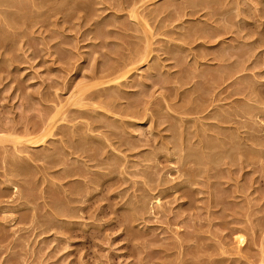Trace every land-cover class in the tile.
<instances>
[{
	"label": "rangeland",
	"instance_id": "374dc122",
	"mask_svg": "<svg viewBox=\"0 0 264 264\" xmlns=\"http://www.w3.org/2000/svg\"><path fill=\"white\" fill-rule=\"evenodd\" d=\"M12 1L0 264H264V0Z\"/></svg>",
	"mask_w": 264,
	"mask_h": 264
},
{
	"label": "bare ground",
	"instance_id": "6f19581e",
	"mask_svg": "<svg viewBox=\"0 0 264 264\" xmlns=\"http://www.w3.org/2000/svg\"><path fill=\"white\" fill-rule=\"evenodd\" d=\"M6 2H7V1H6ZM8 2H9V1H8ZM11 2H14V1L11 0ZM1 4H2V3H1ZM151 4H152V3H151ZM151 4H150V5H151ZM137 5H138V4H137ZM132 10H133V9H132ZM132 10H131V11H132ZM129 16H130V15H129ZM139 16H140V15H139ZM142 18H143V17H142ZM134 19H135V18H134ZM152 35H153V34H152ZM143 37H144V36H143ZM145 43H146V42H145ZM152 45H153V44H152ZM134 46H135V45H134ZM143 46H145V45H143ZM145 48H147V47H145ZM141 49H144V48H141ZM132 51H133V50H132ZM138 51H139V50H138ZM143 51H144V50H143ZM133 52H134V51H133ZM146 52H147V53H146ZM146 52H144V53H145V54H148V50H146ZM137 53H138L137 55L139 56V52H137ZM144 53L142 52V54H144ZM135 54H136V53H135ZM137 55H135V56H137ZM133 56H134V54H133ZM133 56H132V57H133ZM147 57H148V56H147ZM136 58H137V57H135V59H136ZM142 58H143V57H142ZM133 59H134V58H133ZM136 60H138V59H136ZM139 60H141V57L139 58ZM130 61H131V60H130ZM130 61H129V62H130ZM132 61H133V60H132ZM141 61H142V60H141ZM141 61H140V62H141ZM129 62H128V63H129ZM136 62H138V61H136ZM132 63H133V62H132ZM138 63H139V62H138ZM136 64H137V63H136ZM126 67H128V66H126ZM117 71H118V70H117ZM127 71L129 72V70H127ZM136 71H137V70H136ZM119 74H121V73H119ZM119 74H118V75H119ZM124 76H125V78H126L125 72H124ZM124 76H122V75L117 76L116 79H117L118 83H121L122 81L124 82V79H125V78H123ZM115 82H116V81H115ZM115 82H112V83H115ZM118 83H117V84H118ZM117 84H116V85H117ZM121 84H122V83H121ZM112 85H113V84H112ZM99 86H100V85H99ZM104 86H105V85H104ZM118 86H119V85H118ZM120 86H121V85H120ZM112 90H113V89H112ZM110 91H111V89H110ZM110 91H109V92H110ZM107 92H108V88H107ZM111 92H112V91H111ZM117 93H118V92H117ZM101 95H102V94H101ZM105 95H106V94H105ZM116 95H117V94H116ZM108 96H109V93H108ZM112 97H113V96H112ZM72 98H73V97H72ZM72 98H71V99H72ZM105 98H108V97H105ZM110 98H111V96H110ZM98 99H99V98H98ZM82 101H83V100H82ZM105 101H106V100H105ZM80 104H81V103H80ZM58 106H59V105H58ZM130 106H131V105H130ZM61 107H62V106H61ZM62 109H63V108H62ZM58 110H59V109H58ZM62 113H63V112H62ZM53 114H54V113H53ZM55 114H56V113H55ZM57 114H58V113H57ZM58 115H60V113H59ZM50 116H51V115H50ZM56 117H57V119H58V116H55V119H54V118L52 119V117H50V118H51L52 121L54 122V120L57 121ZM51 119H50V120L48 119L49 122L51 121ZM222 120H223V119H222ZM52 121L50 122V123H51V126H53V122H52ZM56 121H55V122H56ZM44 124H45V123H44ZM47 124H48V123H47ZM47 124H46V126H47ZM48 126H50V125H48ZM51 126H50V128H51ZM63 127H64V126H63ZM90 127H91V126H90ZM47 128H49V127H47ZM59 128H60V127H59ZM61 128H62V127H61ZM94 128H95V127H94ZM92 129H93V128H92ZM44 130H45V128L43 129V131H44ZM46 130H47V132H48V129H46ZM46 130H45V131H46ZM49 130H50V129H49ZM51 131H53V130L51 129ZM47 132H46V133H47ZM49 133H50V132H49ZM51 133H52V132H51ZM51 133H50V134H51ZM61 133H62V132H61ZM74 133H75V132H74ZM44 134H45V133H44ZM1 135H2V134H1ZM27 135H28V134H27ZM59 135H60V134H59ZM65 135H66V134H65ZM4 136H6V135H4ZM43 136H45V137H42V138H44V139L46 138V139H47L46 136H49V135H43ZM60 136H61V135H60ZM2 138H3V137H2ZM4 138H5V137H4ZM17 138H18V137H17ZM19 138H20V137H19ZM39 138H40V137H39ZM64 138H65V137H64ZM70 138H71V137H70ZM72 138H73V137H72ZM0 139H1V138H0ZM6 139H7V138H6ZM25 139H26V138H25ZM44 139H43V140H44ZM66 139H67V138H66ZM16 140H17V139H16ZM16 140H15V141H16ZM19 140H20V139H19ZM0 141L2 142V143L0 142V144L6 143V142L8 143V142H9V138L7 139V141H5V139H4L5 142H3L2 139H1ZM10 141H11V139H10ZM12 141H13V140H12ZM25 141H26V140H25ZM25 141H24V144L27 143V141H26V142H25ZM31 141H32V139L29 141L30 144H29V143H27V144H28V145H31V143H33L34 140H33V142H31ZM35 141H36V140H35ZM16 142H17V141H16ZM16 142H13V145H14ZM40 142H41V141H40ZM65 142H66V141H65ZM9 143H10V142H9ZM11 143H12V142H11ZM19 143H20V142H19ZM37 143H38V142H37ZM37 143H35V144H37ZM66 143H67V142H66ZM120 143H121V142H120ZM20 144H21V143H20ZM22 144H23V143H22ZM123 144H125V143H123ZM126 144H127V143H126ZM32 145H33V144H32ZM0 146H1V145H0ZM14 147H15V145H14ZM73 147H74V146H73ZM71 148H72V147H71ZM71 148H69V149H71ZM72 149H73V148H72ZM72 149H71V150H72ZM75 149H76V148H75ZM75 149H74V150H75ZM78 149H79V147H78ZM69 151H70V150H69ZM72 151H73V150H72ZM76 151H77V150H76ZM79 151H80V150H79ZM74 153H75V152H74ZM74 153H73V154H74ZM190 153H191V152H190ZM190 155H191V154H190ZM190 155H188V156H190ZM194 155H195V154H193V156H194ZM197 158H198V157H197ZM185 162H186V161H185ZM184 164H185V163H184ZM14 166H15V165H14ZM15 169H16V168H15ZM188 172H189V171H188ZM184 173H185V172H184ZM188 174H189V173H188ZM192 174H193V173H192ZM202 174H203V173H202ZM67 175H68V174H67ZM194 176H195V175H194ZM200 176H201V175H200ZM98 179H99V178H98ZM83 180H84V179H83ZM187 180H188V179H187ZM188 181H189V180H188ZM191 181H192V179H191ZM189 182H190V181H189ZM79 183H80V182H79ZM181 183H182V182H181ZM100 184H101V183H100ZM183 185H184V184H183ZM181 186H182V185H181ZM82 187H83V186H82ZM94 187H95V186H94ZM76 189H77V188H76ZM76 189H75V190H76ZM80 189H81V188H80ZM97 189H98V188H97ZM94 190H95V189H94ZM89 191H90V190H89ZM91 191H92V190H91ZM95 191H96V190H95ZM89 195H90V194H89ZM20 196H21V195H20ZM78 196H79V195H78ZM78 198H79V197H78ZM19 199H20V198H19ZM67 199H68V198H67ZM74 199H75V198H74ZM70 200H71V199H70ZM65 201H66V200H65ZM68 201H69V200H68ZM79 201H80V200H79ZM66 202H67V201H66ZM61 203H62V202H61ZM61 203H60V204H61ZM69 203H70V202H69ZM56 205L58 206L57 203H56ZM60 206H61V205H60ZM141 208H142V207H141ZM60 209H61V208H60ZM58 210H59V209H58ZM58 210H57V211H58ZM65 214H66V212H65ZM67 214H68V213H67ZM64 216H65V215H64ZM66 216H67V215H66Z\"/></svg>",
	"mask_w": 264,
	"mask_h": 264
}]
</instances>
